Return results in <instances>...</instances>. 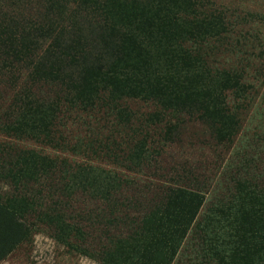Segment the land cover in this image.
<instances>
[{
  "label": "trees",
  "instance_id": "obj_1",
  "mask_svg": "<svg viewBox=\"0 0 264 264\" xmlns=\"http://www.w3.org/2000/svg\"><path fill=\"white\" fill-rule=\"evenodd\" d=\"M71 2L80 10L78 21L65 22L54 14L55 0H42L41 11L21 15L23 22H16L5 11L6 1L0 0V55L11 66L13 59L25 64L31 83L17 94L20 105L10 129L49 124L61 101L92 108L104 100L127 122L130 114L117 108L125 98L151 100L160 108L147 121H161L168 113L185 114L204 124L217 141L230 139L236 119L226 106L225 92L245 87L235 75L212 74L203 61L188 52L177 56L173 48L176 38L196 40L206 34L204 21L190 22L180 15L196 9V0ZM148 43L154 49L151 55ZM41 84L54 86L51 99L32 98V89ZM174 131L175 125L169 126L165 138L171 140ZM3 152L0 148V183L10 185L14 193L0 195V263L29 241L32 231L45 227L55 243L100 264H173L191 231L212 264H264V189L236 183L227 201L199 217L204 194L197 188L170 186L142 214L129 219L118 214L121 203L115 196L126 182L65 173L63 192L81 191L102 199L107 213L101 218L125 228L122 235L104 229L105 243L93 248L84 228L70 222L55 201L42 206L38 196L27 191L55 173L56 162L27 150L13 151L5 160ZM145 153L146 140L138 141L127 162L140 167ZM22 188L26 191L20 192Z\"/></svg>",
  "mask_w": 264,
  "mask_h": 264
},
{
  "label": "rangeland",
  "instance_id": "obj_2",
  "mask_svg": "<svg viewBox=\"0 0 264 264\" xmlns=\"http://www.w3.org/2000/svg\"><path fill=\"white\" fill-rule=\"evenodd\" d=\"M5 1V11L16 22H23L21 15L30 17L43 9L42 0ZM55 1V16L65 22L70 18L78 21L80 10L71 0ZM196 1V9L184 10L180 15L190 22L204 21L206 34L196 40L176 38L175 54L188 52L203 61L212 74L235 75L245 87L225 92L224 101L234 114L236 126L230 139L222 142L204 124L185 114L168 113L161 121H147L160 108L151 100L125 98L118 101L117 108L130 114L127 122L104 100L92 108L61 101L50 115L49 124H23L10 129L20 105L17 94L31 83L25 64L13 59L11 66L0 55L1 156L7 160L11 152L27 150L56 162L59 169L38 186H28L27 191L35 193L42 206L55 201L56 208L64 211L70 222L84 228L93 248L105 243L104 229L110 227L112 235H122L125 228L101 218L107 213L102 199L81 191L72 195L63 192L65 173L126 182L115 196L121 203L118 214L125 213L129 219L142 214L170 186L197 188L204 194L199 217L227 201L236 183L254 191L264 189V0ZM148 46L151 55L154 49L152 44ZM149 60L152 69H157L156 58L152 55ZM54 91V86L41 84L32 89V98L45 101L53 97ZM172 125L175 131L169 140L165 131ZM141 140H146L145 159L140 167H133L126 156ZM10 193H14L12 187L0 183V195ZM205 254L191 231L173 264H212ZM0 264L100 263L55 243L50 229L39 227L32 231L29 241L21 243Z\"/></svg>",
  "mask_w": 264,
  "mask_h": 264
}]
</instances>
